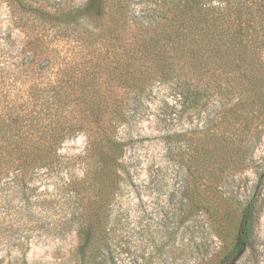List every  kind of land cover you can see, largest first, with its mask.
Returning <instances> with one entry per match:
<instances>
[{"label":"trees","instance_id":"1","mask_svg":"<svg viewBox=\"0 0 264 264\" xmlns=\"http://www.w3.org/2000/svg\"><path fill=\"white\" fill-rule=\"evenodd\" d=\"M155 90L212 107L166 138L183 143L182 218L234 231L217 263L234 264L258 211L231 220L221 187L264 136V0H0V234L72 233L75 264H116L117 132ZM79 135L82 152L61 151Z\"/></svg>","mask_w":264,"mask_h":264},{"label":"rangeland","instance_id":"2","mask_svg":"<svg viewBox=\"0 0 264 264\" xmlns=\"http://www.w3.org/2000/svg\"><path fill=\"white\" fill-rule=\"evenodd\" d=\"M162 100L171 103L170 95L155 90L118 128L123 154L120 185L111 203L112 254L116 264H217L234 231L227 230L220 241L201 219L182 218L184 174L175 153L183 143L166 138L171 132L199 129L212 115V107L185 104L172 110ZM84 148L85 138L79 135L65 142L61 151L74 154ZM249 159V166L229 173L221 187L223 195L237 203L228 207L231 220L250 200L258 211L251 243L234 264H264V136ZM76 243L72 233L0 234V264H75Z\"/></svg>","mask_w":264,"mask_h":264}]
</instances>
